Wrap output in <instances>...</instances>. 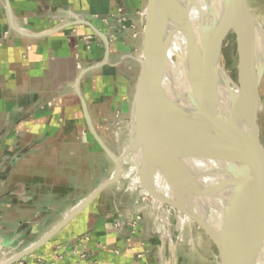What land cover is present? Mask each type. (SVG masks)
Listing matches in <instances>:
<instances>
[{"label": "crops", "instance_id": "obj_1", "mask_svg": "<svg viewBox=\"0 0 264 264\" xmlns=\"http://www.w3.org/2000/svg\"><path fill=\"white\" fill-rule=\"evenodd\" d=\"M146 1L0 0V264L36 244L113 175L85 115L115 155L104 126L130 115ZM127 160L133 182L105 187L14 264H190L168 235L178 229L183 238L184 217L174 227L172 209L142 203Z\"/></svg>", "mask_w": 264, "mask_h": 264}, {"label": "water", "instance_id": "obj_2", "mask_svg": "<svg viewBox=\"0 0 264 264\" xmlns=\"http://www.w3.org/2000/svg\"><path fill=\"white\" fill-rule=\"evenodd\" d=\"M218 5L220 19L216 22L212 20L210 24H199L196 28L200 49L191 51L196 62H191L188 57L186 76L191 94L188 97L189 107L183 110L167 102L163 92L168 46L175 32L166 28L171 22L180 24L177 31L184 36L195 34V31L187 9L179 0L146 1L140 42L142 56L124 156L113 155L94 132L88 115H85L89 132L114 164L113 175L36 244L5 264H14L31 254L93 201L101 190L115 183L123 172L122 160L128 155L139 176L138 185L142 193L172 209L179 215L177 217L185 216L193 226L201 228L209 243L218 250L217 256H214L217 264L220 255L225 264L259 263L264 249V226L261 223L264 218V147L257 129V111L264 72V48L261 58L258 22L247 0H220ZM230 30L236 39L238 56L236 81L240 91L233 136L239 165L237 176L228 183L222 195L227 196V200L221 217L213 223L207 203L211 197L217 196L216 189L202 182V173L189 174L183 167L186 161L192 159L191 156L195 159L200 155V148L207 137L221 67V47ZM187 50L190 53V49ZM157 137L160 139L158 142ZM159 186L166 190V197L161 194Z\"/></svg>", "mask_w": 264, "mask_h": 264}, {"label": "bare ground", "instance_id": "obj_3", "mask_svg": "<svg viewBox=\"0 0 264 264\" xmlns=\"http://www.w3.org/2000/svg\"><path fill=\"white\" fill-rule=\"evenodd\" d=\"M179 2L187 9L195 34L189 33L184 36L177 31L180 24L176 25L171 22L166 28L167 31L173 29L175 32L169 41L163 92L167 102L175 104L178 109L186 110L189 107L188 97L191 94L186 76L188 57L191 62H196L191 51L200 49L196 28L199 24H208L214 18L220 19V5H218L220 0H188L187 5L185 4L187 0H179ZM186 47L190 49V53L187 52ZM239 91V85L221 65L208 121L207 137L200 148V155L195 158L197 164L192 162L194 157L191 156L192 159L186 161L183 167L189 174L202 173V182L209 188L216 189L217 196L211 197L207 203L213 223L221 217L222 207L227 200V196L222 195L228 183L237 176L238 172L239 164L233 126L238 113ZM156 140L158 142L160 139ZM207 157L210 161L206 160ZM219 197L221 200H218ZM261 223L264 226V218ZM222 263L225 264L223 257L218 260V264ZM258 264H264V249Z\"/></svg>", "mask_w": 264, "mask_h": 264}, {"label": "rangeland", "instance_id": "obj_4", "mask_svg": "<svg viewBox=\"0 0 264 264\" xmlns=\"http://www.w3.org/2000/svg\"><path fill=\"white\" fill-rule=\"evenodd\" d=\"M247 5L257 20V30H258V36H259V50L261 46L264 48V0H247ZM213 21H218L219 19H212ZM210 20V22L212 21ZM123 21V19L121 20ZM215 21V22H216ZM210 22L208 24H210ZM143 30V25H142ZM138 31V30H137ZM142 32V31H141ZM135 36H139V33L136 32ZM228 36V37H227ZM226 40L223 41L222 48L221 47V65L229 72L233 80L238 84L237 80V46L235 44L236 39L233 36L232 30H230V33L227 34ZM230 36V37H229ZM141 38V37H140ZM226 48V50H225ZM141 50V49H140ZM139 62V61H138ZM262 84L260 83L261 87H259L260 91V97L258 100V111H257V129L259 134V139L264 147V78L261 79ZM239 85V84H238ZM127 111V109H126ZM130 121V115L129 111H127L125 114H119L115 116V120L111 123L110 126H104L106 131V136L111 142V146L114 148V152L116 153L115 156H119L121 151L127 150L128 146V135H129V126H123L124 123L129 124ZM122 122V123H121ZM118 134L119 142H115V135ZM124 160H127V156ZM123 165V174L118 179L120 182L129 180L132 181L127 175L129 171V161H125ZM117 180V181H118ZM133 182V181H132ZM135 184V183H134ZM140 191L141 188L138 184H136ZM141 196V194H140ZM149 197H141V202L145 205L149 204ZM145 212L149 213L154 217V214L151 211L150 207H145ZM147 210V211H146ZM170 213V212H169ZM171 214V221L174 227L178 226V218L177 215L173 212ZM184 217V227L185 232L184 236L181 239V237H178V232L180 230L176 229L174 232L169 233L168 235L173 234L174 240H176L179 245V248L182 249L183 253L187 254V256L190 258L188 259L190 261V264H217V260L213 256H217L218 250L217 248L210 244L207 237L205 236L204 231L199 228L198 226H193L192 222L185 216ZM155 218V217H154ZM140 219V218H139ZM159 221V219H158ZM217 222V220H215ZM215 222V223H216ZM161 224V228L163 230V233H167L166 227L163 223L159 222ZM189 226V227H188ZM134 225H130V228L133 229ZM192 228V230H191ZM191 235V239L189 236ZM190 240V242H189ZM192 242V244H191ZM195 248V249H194ZM188 250V251H187ZM199 251V255L194 254V251ZM199 257V258H198ZM222 256L220 255L218 257V260H220ZM223 264V263H222Z\"/></svg>", "mask_w": 264, "mask_h": 264}, {"label": "built area", "instance_id": "obj_5", "mask_svg": "<svg viewBox=\"0 0 264 264\" xmlns=\"http://www.w3.org/2000/svg\"><path fill=\"white\" fill-rule=\"evenodd\" d=\"M143 196H144V197H148L147 195H145L144 193H142L141 196H140V198L143 197ZM149 198H150V197H149ZM149 200H150V201H149V204H150V203H151V198H150Z\"/></svg>", "mask_w": 264, "mask_h": 264}]
</instances>
